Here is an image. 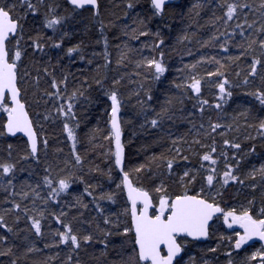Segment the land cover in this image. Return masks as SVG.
<instances>
[{
	"label": "snow or ice",
	"instance_id": "1",
	"mask_svg": "<svg viewBox=\"0 0 264 264\" xmlns=\"http://www.w3.org/2000/svg\"><path fill=\"white\" fill-rule=\"evenodd\" d=\"M172 3L173 0H151L152 14L163 17L166 7ZM68 5L71 12L65 9L64 13H61L57 4L47 3L46 0H0V114H3L0 117V137H17L18 143L23 145L18 158L13 155L14 145L11 143L7 144V158H0V190L10 194V198L6 197V202L12 205L0 213V229L5 230L0 232V245L4 246L0 247V256L11 257L10 264H23L32 254L43 249L38 248L28 236H25L19 245L9 244V236L6 233L20 239V231H27L44 240L47 227L51 242L45 243L44 248L67 246L69 254L63 264H87L80 258V252H86L90 246L96 244L103 245V257L108 256L109 249L119 248V259L112 264H196L189 251V245H198L213 237H217L221 244L227 246L224 253L226 264H264V243H261L264 242V196L261 197L258 208L255 197L248 199L246 203H227V191L230 187H248L253 191L260 188L264 193V164L253 166L246 174L242 172L240 165L244 156L255 153L256 147L252 145L244 151L239 139L228 137L234 123H223L219 117L215 121L209 117L207 126L204 122L205 114L209 110L215 109L219 114L223 113L236 87L249 86L251 90L247 91L246 95L254 97L264 106V0H260L258 7L248 0H220L217 7L224 9V12L221 16L213 14V26L215 27L216 22L223 21V31L216 28L210 39L203 42L204 47L215 46L213 42L219 41L223 36L224 42L219 47L227 53L232 40L239 36L235 46L241 49V54L229 55L227 60L238 64L243 57L250 56L247 71L241 67L239 72H233V79L229 77L230 64L224 63L216 56L202 57L187 66L191 72L186 74L181 83L174 82L175 88L181 90V95L167 98L159 111L147 103L153 100L150 89L144 93V98L137 99L136 103L145 116L146 123L140 125L142 129L149 125L152 129L163 130L165 121H171L175 116V105H183L185 99H195L193 108L197 109L201 121L197 123L187 115L184 116L183 119L191 124L189 132L175 137L169 134L167 143L164 142L163 136H157L155 143L161 151L149 155L144 163L126 162L127 145L132 143V139L129 137L125 140V126L130 121L121 117L126 98L122 96L118 86L123 77L111 81V87L105 85L106 75L95 79V83L104 89V94L110 100V129L102 140L110 142L104 155L111 163L107 169L96 165L89 171H95L105 177L107 190L100 182L85 181L84 176L78 174L84 166V157L77 151V145L81 141L77 135L80 121L76 105L91 85L87 88L83 85L75 88L71 95H68V74L58 78L50 58L46 61L47 66L41 65L35 75L24 63L29 55V47L33 49V55H50L46 51L48 44L42 40L41 34H27L25 26L27 14H39L42 7L45 9L43 26L51 29L53 33L60 34L53 41V48L62 47L63 38L68 35L63 26L77 14L91 12L99 25V31L104 33L101 0H68ZM126 7L129 10L134 9L136 0H127ZM204 7L205 4L198 0L189 11ZM18 8L25 9V13L18 11ZM252 12H257L259 18L250 20ZM125 15L127 16V13ZM195 15L199 16V11H195ZM241 19L243 23H240ZM123 34L132 40L155 37L147 43L142 42L141 49L151 48L156 55H144L141 49L124 44L116 61L117 65H123L126 60L131 61L132 54L139 53L140 59L135 61L136 67L147 69L154 81H160L169 71L165 52L161 48L165 45L161 31L153 32L147 27L146 20L134 18L132 24L123 27ZM26 35L31 44L27 43ZM187 40V34L178 37V41ZM103 45L104 51L100 55L104 58V64L101 67H107L112 64V59L106 35L103 37ZM75 54H79L82 60L85 58L80 44L67 48L65 52L68 57ZM88 63L92 61L89 60ZM203 63L215 64L216 67L201 73L199 67ZM241 73H244L242 79ZM41 75L50 77L51 88V91L43 89L42 96L38 95L41 91ZM135 75L139 76L141 73L136 72ZM252 78L259 79V86H255L256 81ZM28 85L34 86L35 103L43 101L47 104L48 100L57 102L53 104V110L64 118L63 128L71 140L74 164L70 168L66 166L56 172L57 165L53 162L45 163L49 140L46 136H41L44 125L39 123L40 114H32L33 104L27 96ZM205 88L217 89L212 95L220 102L212 104L209 99L204 98ZM143 89L144 84L141 83L133 95L140 97ZM87 99L91 100V97ZM65 100L67 103H63ZM149 110L154 113L151 119L147 115ZM180 111L183 112V109ZM250 112L251 109H247L241 112L240 116L247 120ZM43 118L53 119V116L51 112L46 111ZM236 119L234 117L233 121ZM248 126L255 129V135H248L245 139L264 141V118ZM97 131L99 129L93 130L90 143L95 141ZM191 133L194 135H190ZM218 137L223 139H217ZM93 147L101 145L93 144ZM56 151L62 152L63 149L57 148ZM193 158L196 163L192 162ZM23 162H28V169L19 167ZM32 164H44V175L35 185L25 181L17 191V185L14 183L17 172L30 170ZM29 174L33 175L34 170L29 171ZM77 180L84 183V192L91 197L96 215L90 219H81L83 211L71 213L73 205L60 198L61 194L69 193V189ZM42 188H45L46 192H42ZM17 196L21 201L31 200L32 207L17 202ZM38 200L46 206L44 209L36 207ZM105 201L118 205L119 212L114 213L106 208L102 203ZM52 202L64 207H60L58 211L49 210L47 206ZM74 206L87 210L89 203L81 196H76ZM65 208L69 210L66 211ZM49 216L58 225L54 230L50 224H45ZM9 217L12 218L11 223ZM22 219L29 221V226L27 229L18 230L17 226ZM84 225L88 227L85 228ZM224 225L226 228L221 232L220 229ZM113 237L122 239L117 243ZM257 243L259 247L256 246ZM220 247L221 245L217 244L207 251L215 253ZM233 253L240 259H235ZM185 255L188 256L187 262ZM58 256L59 253L47 257L46 260L33 259L32 264H53ZM96 259L99 261V257ZM103 264L109 262L104 260ZM203 264L211 262L205 259Z\"/></svg>",
	"mask_w": 264,
	"mask_h": 264
},
{
	"label": "trees",
	"instance_id": "2",
	"mask_svg": "<svg viewBox=\"0 0 264 264\" xmlns=\"http://www.w3.org/2000/svg\"><path fill=\"white\" fill-rule=\"evenodd\" d=\"M22 2V0H20ZM47 3H55L59 6V11L64 13L67 9L71 12V7L68 5L66 0H46ZM198 0H180L178 3L171 7H167L163 17L154 16L153 9L151 6V0H136V7L129 10L127 5V0H101L103 20L105 24L104 33L101 34L99 31V25L96 19L93 17L91 12H84L83 14H77V16L71 19L67 24L63 26V30L68 33L65 36L64 43L61 48H53L52 43L60 35L59 33H53L51 29H47L43 26L44 11L42 7L39 14H27V19L25 21V26L27 29V34L36 35L41 34L42 40L46 41L48 48L46 51L50 54L49 56L33 55V49L28 48V57L25 59V66L28 67L29 71L36 74V70L41 67V65L47 66L46 61L50 58L53 62L52 66L56 69V75L59 78L64 74H68V95H71L72 90L75 88H80L82 85L88 88L86 95L80 97V103L76 105L77 116L80 121V127L77 130L78 138L80 143L77 145V151L84 157V166L82 170L78 171V174L84 176L85 181L92 183L100 182L104 189H108V183L105 181L100 173L95 171L90 172V168H94L99 165L101 169H107L110 166V160L104 155L107 152V147L110 142L102 140V137L109 132L110 124V100L104 94V89L95 83V79L99 76H107L105 85L111 87V81L114 79H120L121 84L118 86L119 91L126 98L125 107L122 109L121 117L130 123H126L125 126V140L129 137L132 139V143L127 145L126 157L132 164L144 163L149 155L152 153H159L161 148L155 143L157 136H163L164 142L167 143L169 139V134L172 137L184 135L189 132L191 124L183 119L184 116H188L190 119H194L197 123H200V118L197 109L193 108L196 101L195 99H185L183 105H175V116L171 121H165L163 130L152 129L149 125L145 128H141L140 125L145 122V116L140 110V106L137 105V99L144 98V93L150 89L153 96L152 101H148L152 108L159 111L160 107L164 104V101L171 96H180L181 90L175 88V83H181L186 74L191 72V69L187 66L201 60L202 57L216 56L217 59L223 60L224 63L230 64L229 77L235 79L233 72H239L241 67L247 71V62L250 61V56L243 57L238 64H232L231 61L227 60V56L234 55L239 56L241 54V49L236 47L237 41L240 39L239 36L232 40V44L229 45V51L226 53L222 48L219 47L221 43L224 42V37L221 36L219 41L213 42L215 46L204 47L203 42L210 39L216 28H220L223 31L221 25L223 21L216 22L215 27L213 26L214 15H223L224 9L217 7L220 0H199L200 3L205 4L203 9H197L200 15L196 16L195 11L190 12L189 10L193 8ZM249 3L259 6L260 0H248ZM18 11L25 13V9L18 8ZM127 13V16L125 15ZM138 14V15H137ZM134 18L144 19L147 21V27L153 32L161 31L163 38L165 39V45L161 48L165 52V62L168 65L169 71L161 78L160 81H154L151 78V73L144 68H137L135 61L140 59L139 53H133L131 56V61L126 60L123 65L118 66L116 61L119 58L121 47L124 44H129L134 49H141L142 42L147 43L150 40L155 39V37H140L139 40H132L123 34V27L126 24H132ZM258 13L252 12L249 19H258ZM233 22V26H234ZM243 23V19L240 20ZM231 30V29H230ZM187 34L189 40L178 41V37ZM195 34V35H193ZM108 37L109 40V52L111 53L112 64L107 67H101L104 64V58L101 53L104 51L103 37ZM51 37V39H49ZM27 40V35H26ZM28 44H31V40H27ZM80 44L83 49L84 59H80L79 54H75L72 57L65 55L67 48L73 47ZM119 46V47H118ZM144 55H156L155 52L151 51V48L141 49ZM96 55H93V54ZM191 53V54H189ZM91 60L92 63H88ZM216 67L215 64L203 63L199 67V71L203 73L205 70H213ZM136 72H140L141 75H135ZM244 73H241L240 79L243 78ZM259 76V73H258ZM145 77H147L145 79ZM31 79V77H29ZM215 79V78H213ZM256 81L255 86H259L260 81L258 78H252ZM50 77H45L41 75L40 89L41 91L38 95H43V89L50 88ZM135 81V83H133ZM175 82V83H174ZM144 84V89L141 90L140 97L133 95L134 91L139 89L140 84ZM251 90L249 86H241L233 89V97L225 106L222 114H219L217 110L212 109L206 112L204 117L205 125L207 126V120L209 117L215 121L218 117L223 123L233 124L234 128L228 133V137L236 140L239 139L243 145L244 151L252 145L256 147L255 153H249L243 159L240 169L243 172L247 165L251 162L261 163L264 160V141L261 139L247 140L245 137L248 135H255V129L249 127L248 125L258 122L259 119L264 118V106H261L259 101L252 96L246 95V92ZM34 86H27V96L29 102L33 104L32 114L35 116L36 113L40 114V121L44 125L43 132L41 136H46L49 140V148L46 154V162H53L57 167L56 172H59L61 168L70 166L74 164L72 160V150H71V140L67 137L66 130L63 128L64 118L57 115L53 110V104L57 103L54 100H48L45 104L43 101L40 103H35L33 97ZM217 89L205 88L204 98L209 99L212 104L218 101L212 93L217 92ZM87 97H91L88 100ZM67 103V100L63 101ZM183 109V112L180 109ZM251 109L248 114V119L240 116L241 112ZM51 112L53 119H44L45 112ZM196 113V115H191ZM3 114H0L2 117ZM148 118L154 117V113L149 110ZM237 119L235 122L233 118ZM94 129H99L95 132L96 139L90 143V136L93 134ZM190 135H194L191 133ZM217 139H223V137H218ZM14 145L13 155L18 158L19 152L23 150V145L18 143V138L12 139L8 136L0 137V158H7V144ZM93 144L101 145V147H93ZM143 147V150H141ZM63 149L62 152H57L56 149ZM243 155V152L241 153ZM42 156L44 154L42 153ZM68 162L66 165L65 162ZM193 163H196V159L193 158ZM186 163V162H182ZM21 168L28 169V162H23L19 166ZM34 170V174L30 175L29 171ZM44 175V164L37 166L35 164L31 165L30 170L18 171L14 183L17 185V191L20 190V185L25 181L30 184L35 185V183L40 182L41 176ZM84 183L77 180L73 183L72 187L69 189L68 194H61V200H67L73 205L71 208V213H78L80 211L84 212L81 219H90L92 216L96 215L94 206L91 202V197H88L84 192ZM2 188V186H0ZM42 192H46L45 188L41 189ZM243 191L242 193H240ZM251 193L252 198L255 197L258 208L261 203V197H258V189L255 191L248 189L247 187L240 188L230 187L227 191L228 200L227 203L236 204L239 202H245V193ZM76 196H81L85 202L89 203V208L87 210L75 207ZM6 197L10 198L9 193H5L0 190V213H3L5 208H10L12 205L6 202ZM17 202H22L27 204L30 208L32 207L31 200L21 201L19 196L15 197ZM259 201V202H258ZM106 208H109L114 213L119 212V206L114 204H109V202H102ZM122 203V201H121ZM37 208L44 209L46 206L42 201H37ZM49 210L58 211L60 207L64 205H56L52 202L47 206ZM66 211L69 209L65 208ZM9 223L12 222V218L9 217ZM29 221L22 219L17 226L19 229H27L29 226ZM45 224H50L51 228L54 230L58 225L54 222V219L49 216L45 221ZM85 228L88 225H84ZM226 228L224 225L220 231L223 232ZM0 232H5V230L0 229ZM46 237L41 240L39 237H35L32 233L27 231H20V239L12 237L11 233H6L9 236V244L16 243L21 244L23 238L28 236L29 239L36 244V246L43 251L32 254V256L24 261L23 264H32V260H46L49 256H59L56 257L53 264H63L66 260L69 250L67 246H60L59 248H44L45 243L51 242V237L47 235L49 229L45 228ZM117 243L122 239L121 237H113ZM26 243V242H25ZM220 244V250L218 252H208L207 249L210 247H215ZM257 246V245H256ZM0 247H4L0 245ZM227 248L226 244H221V241L217 237H213L206 243L190 244L189 251L194 253L196 264L203 258V256L210 257L213 261L219 264H226V256L224 253ZM203 249V250H202ZM22 252L23 249L21 248ZM103 251L102 244H96L90 246L88 250L80 252V258L85 260L87 264H103L104 260H107L109 264L113 261H118L119 257L117 252L119 248L109 249L108 256H101ZM187 256V255H185ZM99 257V261H97ZM11 257L0 256V264H10Z\"/></svg>",
	"mask_w": 264,
	"mask_h": 264
},
{
	"label": "rangeland",
	"instance_id": "3",
	"mask_svg": "<svg viewBox=\"0 0 264 264\" xmlns=\"http://www.w3.org/2000/svg\"><path fill=\"white\" fill-rule=\"evenodd\" d=\"M245 158V156H244ZM261 164H264V160L261 162V163H255V162H251L247 165V167L245 168V170L243 171L245 174L250 171L252 169L253 166H256V167H259ZM249 183H253L252 181H249ZM248 188V187H247ZM250 190H252L251 188H248ZM258 189V197H262L264 196V193L261 192V189L260 188H257ZM243 191H241L240 193H242ZM245 193V196H244V199H245V202H247L248 199H251L252 198V194L251 193H247V192H244ZM259 202V201H258ZM257 247H259V245H257ZM224 250L227 251V248H225ZM192 257L195 258V255L194 253H191ZM233 256L235 259L239 260L240 257H237L235 253H233ZM207 259L211 262V264H219V263H216L215 261H213L210 257H208L207 255L206 256H203V258H201L199 261H198V264H203L204 260ZM188 260V256H185V261L187 262Z\"/></svg>",
	"mask_w": 264,
	"mask_h": 264
},
{
	"label": "water",
	"instance_id": "4",
	"mask_svg": "<svg viewBox=\"0 0 264 264\" xmlns=\"http://www.w3.org/2000/svg\"><path fill=\"white\" fill-rule=\"evenodd\" d=\"M67 3H68V0H66ZM180 0H173V3L171 4V6H173L174 4L178 3ZM171 6H168V7H171ZM167 8V7H166ZM20 134H18L19 136ZM9 137V136H8ZM9 138H12V139H15L17 137H9ZM207 241H204V242H201V243H206ZM261 243H264V242H261ZM259 245V243H257Z\"/></svg>",
	"mask_w": 264,
	"mask_h": 264
}]
</instances>
